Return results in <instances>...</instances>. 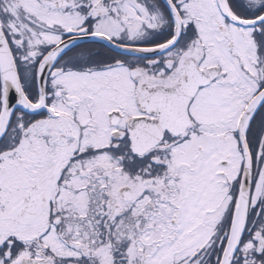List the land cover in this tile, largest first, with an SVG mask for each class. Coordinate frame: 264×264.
<instances>
[{"label": "snow or ice", "instance_id": "1", "mask_svg": "<svg viewBox=\"0 0 264 264\" xmlns=\"http://www.w3.org/2000/svg\"><path fill=\"white\" fill-rule=\"evenodd\" d=\"M0 264H264V0H0Z\"/></svg>", "mask_w": 264, "mask_h": 264}]
</instances>
